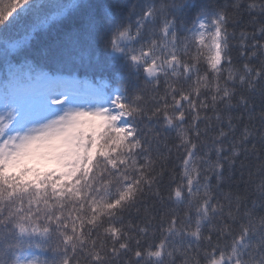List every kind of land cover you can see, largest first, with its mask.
I'll use <instances>...</instances> for the list:
<instances>
[{
  "label": "snow or ice",
  "instance_id": "1",
  "mask_svg": "<svg viewBox=\"0 0 264 264\" xmlns=\"http://www.w3.org/2000/svg\"><path fill=\"white\" fill-rule=\"evenodd\" d=\"M0 264H264V0H0Z\"/></svg>",
  "mask_w": 264,
  "mask_h": 264
}]
</instances>
